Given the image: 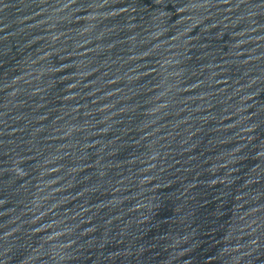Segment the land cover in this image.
I'll return each mask as SVG.
<instances>
[{"label": "water", "instance_id": "water-1", "mask_svg": "<svg viewBox=\"0 0 264 264\" xmlns=\"http://www.w3.org/2000/svg\"><path fill=\"white\" fill-rule=\"evenodd\" d=\"M0 264H264V0H0Z\"/></svg>", "mask_w": 264, "mask_h": 264}]
</instances>
